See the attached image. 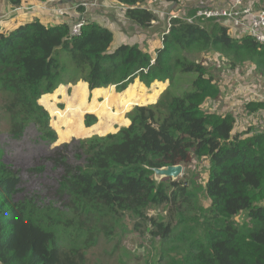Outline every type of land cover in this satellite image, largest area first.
<instances>
[{
  "label": "trees",
  "instance_id": "16d2710c",
  "mask_svg": "<svg viewBox=\"0 0 264 264\" xmlns=\"http://www.w3.org/2000/svg\"><path fill=\"white\" fill-rule=\"evenodd\" d=\"M25 1L7 0L16 9ZM114 1L128 8L125 17L141 29L157 20L142 7L148 0ZM256 3L250 0L255 9L264 8ZM68 21L50 26L33 20L0 32V94L12 141L26 138L32 146L50 148L58 136L59 142L74 137V128L98 131L91 132L98 126L94 115L101 117L97 90L115 87L120 102L136 101L131 109L159 97V87L145 91L156 81L169 87L156 104L130 112L129 127L72 140L36 161L27 173L38 178L40 192L27 191L24 174L0 146V264H89V252L120 234L125 216L150 223V236L158 239L159 248H152L157 260L144 264H264V133L239 132L235 114L205 112L203 105L217 100L220 89L203 61L189 58L219 52L233 66L243 61L256 66L264 78V45L250 36L235 37L216 20L175 18L154 52L139 45L112 51L111 30L87 21L73 36ZM79 82L90 92L84 83L71 95L61 86ZM88 93L93 100L87 101ZM59 97L65 111L52 109ZM247 108L252 115L264 111V103ZM68 115L73 129L67 132ZM51 116L53 127H63V137L51 126ZM195 160L209 163L204 192L210 205L193 207L199 217L183 210L200 202L194 184L157 183L153 173L176 165L185 169ZM48 166L55 175L47 177ZM160 207L168 209L166 220L149 218L148 211Z\"/></svg>",
  "mask_w": 264,
  "mask_h": 264
},
{
  "label": "rangeland",
  "instance_id": "374dc122",
  "mask_svg": "<svg viewBox=\"0 0 264 264\" xmlns=\"http://www.w3.org/2000/svg\"><path fill=\"white\" fill-rule=\"evenodd\" d=\"M217 1L218 0H181L180 3L174 4L173 8L171 7L172 9L170 10L168 8V5L162 3L160 0H148L142 7H145V9L152 11L153 14L156 15L157 20L155 27H153L150 32L143 34L144 31L142 30L145 29L137 31L138 28H135L133 26L128 27L127 25H124V20L129 21V19L124 16H121L120 20L122 21L120 22L118 32L124 36L128 43L133 45H139L144 48L154 49L152 50V52H154L158 48L159 44H161L162 37L167 33L170 25V18L173 14H176L177 16L179 15V17L188 16V14L193 10H196L198 12L202 7L206 5H215ZM62 2L63 0H59L56 5L51 7V10L57 12V14H55V18L53 19L55 23L50 22L49 24H46L50 26L60 25L64 23V20L66 18H68L69 21L67 22V24L72 28V26L77 24L80 19H82V21H90L87 17H85L84 12L81 14L82 16L79 19H77L74 15L70 13L74 10L76 11L79 8L80 3H77L75 7L71 6L68 8ZM98 4L99 7L96 8L103 7L101 3ZM257 4H261V6L264 7V0H257L256 5ZM91 7L94 6L90 4L89 7L84 9L85 11H87ZM105 7L107 8L106 5ZM34 9V6H29L28 11H32ZM39 10L42 11L41 9ZM155 12H158V14ZM9 15L12 16L11 13ZM34 20H39L43 22L40 19ZM155 31L156 35L153 36L152 32ZM144 36H147V38H145ZM111 50L114 51L112 48ZM67 58L68 55L65 54L64 59ZM189 58L194 61L202 60L205 67L209 68V74L213 77L214 81L218 84V87L220 89L221 96L217 100L207 101L203 105V110L208 113H215L219 115L236 114V116H238L239 121H237L236 125L237 130L243 128V125H241L242 122H252L253 118L249 117V114H247L246 112V110L248 109L247 106L250 103H264L262 101H251L253 99H257L258 97L262 99V96L260 94L250 88V86H252L253 88H257V80L259 78L264 79L262 76H260V72L258 71L256 66H252L251 64H248L245 61L238 63L236 66H233V64H230V62L222 58L219 55V52H202L198 55L189 56ZM237 76H240L243 81L240 80V82L237 79ZM231 80L236 81L237 83L231 82ZM70 85L73 87H70L69 90L67 85H61L62 87H65L67 89L66 91L68 95H71L73 89L81 87L83 83L79 82L76 85ZM158 87L160 88L161 93L158 98H154L150 101H145V104L143 105H135L131 109L130 106L136 104V101L133 99H125L120 102L118 97L122 93L119 94L115 92L114 88H109L107 92L97 90L94 95L95 99H98L99 102H102L100 108L101 117L99 118L97 115L90 113L86 115H94L98 119V126L93 127L91 129V132H93L95 128H97L98 131H95L90 134V129H73V126L71 125L72 119L70 115H68L67 121L66 123H64V127L66 128L67 132L68 129H73L75 136L64 142H59L58 136V141L54 146L50 148L39 145L32 146L31 144H28V140L26 138L22 142H14L11 140V138L9 137V120L3 111L4 98L0 94V146L9 151V161L14 164L16 169L21 170V172L24 174V187L27 189V191L40 192L41 184L38 182V178L31 177L27 173V170H29L30 167L33 166L36 161L48 156L50 151L55 147H59L62 144L69 143L72 140H88L93 137H106L110 134L118 133L121 128L129 127L131 122L129 119H127V115L132 112L136 107H144L156 104L160 96L169 87V82L159 83V86L156 85L155 88L152 87L148 89L145 87V91L147 93H152V91L159 89ZM102 95L104 99L101 98ZM236 97L238 101L234 100V98ZM91 100H93V93H88L87 101ZM43 106L49 111V113H51L47 104V107L45 105ZM52 109L65 111L66 103H64L59 97L58 101L53 103ZM85 116L83 123L85 121ZM55 119H57V121L63 119V113H56ZM125 120L129 121L127 125L124 124ZM259 121L261 123L258 122L259 124H256V127L263 128L264 123L262 124V119H260ZM53 122L54 118L51 116V126L53 125ZM53 128L56 132L58 130L59 133L62 132L63 129V127H59L57 126V124ZM34 135L35 130H32L31 136L33 137ZM60 137H63L61 133ZM208 166L209 163L205 162L204 160H195V162L191 163L184 169L183 174L176 181L179 183L185 182L184 185L194 184L199 191L197 193L200 202L198 204L190 203L187 206L183 207L184 213H186L188 216L199 217V213L194 210L193 207L198 208L202 206L205 209L209 208L210 202L205 196L204 192L205 185L208 179ZM53 175H55V172H53L52 168L48 166L47 177H51ZM163 182L166 184H170L171 180L164 179ZM148 216L149 218H155L157 220L164 221L168 217V209L167 207L152 208L148 211ZM136 225H138V228H136ZM150 230H152L150 223L142 222L139 224L138 220L132 218L131 216H125L121 221L119 227V232L121 233L116 235L115 238H113L112 240H107V243H104V241L101 240L100 245L89 252V264H144L146 260H155L157 256L156 254L152 253V248L154 249L155 246L159 248V242L158 239L155 240L150 236Z\"/></svg>",
  "mask_w": 264,
  "mask_h": 264
},
{
  "label": "crops",
  "instance_id": "0c3cea01",
  "mask_svg": "<svg viewBox=\"0 0 264 264\" xmlns=\"http://www.w3.org/2000/svg\"><path fill=\"white\" fill-rule=\"evenodd\" d=\"M222 1H223V3H225V2L227 3L229 0H218L216 2V4L217 5L221 4ZM82 2H91V3L94 2L96 4V6L89 8L87 11H85V9L79 10V8H78L76 11H72L70 13L72 15H74L77 19H79L82 16L81 14L84 12L85 17H87L88 20L93 21V22H97L99 25L111 30L112 33L114 34V43L112 45L113 50L121 44L133 45V44L128 43L127 40L124 38V36L118 32L120 22L122 21V20H120L121 16L125 17V14L123 12H121L120 10H118L119 5L117 4L116 1H114V0H63L62 3L66 7L69 8L71 6L75 7L77 3H82ZM98 3H101V5H103V7L102 8H96V7H99ZM104 4L107 6V8L105 7ZM44 5H46V3H39V2H36L33 0H26L22 6V9H16V8H13L12 6H10L8 4L7 0H0V32H7L9 30L16 28L17 26H19L23 23L33 21L34 19H40L43 21L42 23H44V24H46V23L49 24L50 22L55 23L53 21V19L55 18V14L50 9V7H52V6L47 5V6H45V9H43ZM29 6H34L35 9L32 11H28ZM171 7L173 8V5L172 6L170 5V9H172ZM39 9H41L43 12L40 11ZM150 12H152V11H150ZM10 13L12 14V16L9 15ZM156 13L158 14V12H156ZM123 24L127 25L128 27L133 26L135 28H138L137 31L142 30L140 27H138L137 25H135V24H133L127 20H124ZM155 25H156V22L154 24H152L151 28L146 29V30H142V31H144L143 34L150 32V30H152V28L155 27ZM152 35L155 36L156 31L152 32ZM144 37L147 38V36H144ZM160 46H161V44H159L158 47H160ZM149 50L152 51L154 49L149 48ZM237 79L239 81L240 80L243 81L240 76H237ZM231 82H234V81H231ZM80 83H84V82H80ZM156 83H159V82H156ZM156 83H154L152 85V87H154ZM160 83H165V82H160ZM166 83H168V82H166ZM84 84L86 85L87 83H84ZM257 84H258L257 88H253L252 86H250V88L252 90H255V92H257L258 94H260L262 96V99L258 97L257 99H253L251 101H253V102H256V101L264 102V79L259 78L257 80ZM67 87L69 90L70 87H73V86H71L69 84V85H67ZM110 88L115 89V87H110ZM86 89L88 90V92H90L89 88H88V84L86 85ZM115 92H116V90H115ZM237 97L234 98V100L238 101ZM235 116H236V114H235ZM236 117H237V121H238V116H236ZM249 117H252L253 121L250 123H246V121L242 122L241 125H243V128L238 130V131L242 132L245 130H251L253 133L264 132V126H263V128L256 127V124H259L258 122H260L259 121L260 119H262V124L264 123V111L249 115ZM244 123H246V124H244ZM249 125H251V126H249Z\"/></svg>",
  "mask_w": 264,
  "mask_h": 264
},
{
  "label": "built area",
  "instance_id": "2783aa9c",
  "mask_svg": "<svg viewBox=\"0 0 264 264\" xmlns=\"http://www.w3.org/2000/svg\"><path fill=\"white\" fill-rule=\"evenodd\" d=\"M58 1L59 0H49L48 3L44 5L43 9H45V6L47 5H56ZM90 4H92V6H96L94 2H82L80 3L79 8H87L90 6ZM168 8L170 9V5H168ZM120 9L122 12H126L128 10V8L124 6L120 7ZM51 11L54 14H57L56 11ZM175 18L183 20L186 19L189 23L195 22L199 19L216 20L225 25L235 37L250 36L254 38L257 42L264 45V8L255 9L250 4V0H229L226 3V6H221L220 4L210 6L206 5L202 7L198 12H196L195 15L191 18L187 16L179 17V15L177 16L176 14H173L170 18V22ZM86 22L87 20L82 21V19H80L77 24L72 26L71 34L73 36L80 35L82 26L85 25Z\"/></svg>",
  "mask_w": 264,
  "mask_h": 264
},
{
  "label": "water",
  "instance_id": "95a60500",
  "mask_svg": "<svg viewBox=\"0 0 264 264\" xmlns=\"http://www.w3.org/2000/svg\"><path fill=\"white\" fill-rule=\"evenodd\" d=\"M183 171L184 167L182 165L154 169V180L157 183H160L164 179H171L173 182H176L177 179L183 174Z\"/></svg>",
  "mask_w": 264,
  "mask_h": 264
},
{
  "label": "bare ground",
  "instance_id": "6f19581e",
  "mask_svg": "<svg viewBox=\"0 0 264 264\" xmlns=\"http://www.w3.org/2000/svg\"><path fill=\"white\" fill-rule=\"evenodd\" d=\"M118 10H120L121 11V9H120V7L118 8ZM75 11V10H74ZM122 12V11H121Z\"/></svg>",
  "mask_w": 264,
  "mask_h": 264
}]
</instances>
